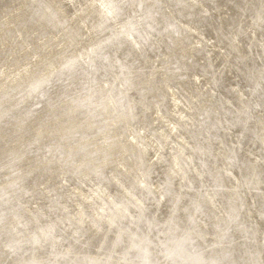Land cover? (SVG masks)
Segmentation results:
<instances>
[{
    "label": "bare ground",
    "instance_id": "6f19581e",
    "mask_svg": "<svg viewBox=\"0 0 264 264\" xmlns=\"http://www.w3.org/2000/svg\"><path fill=\"white\" fill-rule=\"evenodd\" d=\"M0 264H264V0H0Z\"/></svg>",
    "mask_w": 264,
    "mask_h": 264
},
{
    "label": "rangeland",
    "instance_id": "374dc122",
    "mask_svg": "<svg viewBox=\"0 0 264 264\" xmlns=\"http://www.w3.org/2000/svg\"><path fill=\"white\" fill-rule=\"evenodd\" d=\"M39 149H41V148H39ZM50 153V152H49ZM46 156V155H45Z\"/></svg>",
    "mask_w": 264,
    "mask_h": 264
}]
</instances>
